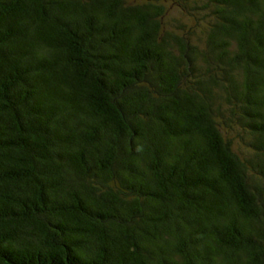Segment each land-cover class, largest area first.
I'll return each instance as SVG.
<instances>
[{
    "label": "trees",
    "instance_id": "trees-1",
    "mask_svg": "<svg viewBox=\"0 0 264 264\" xmlns=\"http://www.w3.org/2000/svg\"><path fill=\"white\" fill-rule=\"evenodd\" d=\"M0 264H264V0H0Z\"/></svg>",
    "mask_w": 264,
    "mask_h": 264
}]
</instances>
